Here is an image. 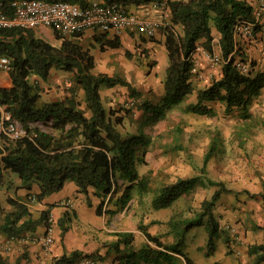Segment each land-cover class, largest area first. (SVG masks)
Returning a JSON list of instances; mask_svg holds the SVG:
<instances>
[{
    "label": "trees",
    "instance_id": "1",
    "mask_svg": "<svg viewBox=\"0 0 264 264\" xmlns=\"http://www.w3.org/2000/svg\"><path fill=\"white\" fill-rule=\"evenodd\" d=\"M48 2L66 1L83 7L86 0H44ZM108 4L123 7H140L164 0H104ZM171 12V25L163 28L165 46L168 52L169 66L166 71L164 86L167 107L177 105L193 94L191 82L193 61L198 45L210 53L213 49V29L220 34V49L225 64L222 78L214 81L198 95V101L189 105L187 112L208 116L214 109L208 103L220 102L225 106V114L234 109L242 116L250 118L249 108L253 99L264 87V73L252 78L239 72L235 58L238 49L234 39V29L239 21H254V8L246 0H167ZM178 28L182 30L179 32ZM261 26L255 28V33ZM12 43L6 46L12 61L9 72L10 88H0L2 104L21 122L25 135L18 140L0 136V189L6 184L7 173L15 174L26 190L28 199L8 198L12 210L7 212L0 198V236L9 240L26 238L34 234L39 227L51 228L50 205L34 219L29 209L30 200L38 203L47 197L61 192L68 182H73L79 193L88 195L90 190L99 198L101 205L97 215L102 216L106 199L122 190L117 198L118 209L108 210L115 216L132 201V192L137 189L142 197L151 188L149 176H141L138 167L146 164L145 151H141V136L124 137L119 127L123 118L109 111L102 100L101 89L127 87L131 85L118 77L94 73L95 57L89 49L83 47L74 38L65 39L59 47L37 38L33 31L12 30ZM102 51L121 47L120 39H108L102 34L97 38ZM53 69H60L73 75L70 96L63 100L40 105V93L33 76L48 81ZM81 90L84 93L85 108L76 101L75 96ZM131 96L140 94L132 90ZM157 110V109H155ZM50 125L52 132L32 128L33 123ZM211 154L204 160L206 167ZM204 167V168H205ZM200 179H178L175 183L161 187L152 200L154 210L171 208L182 196L195 190ZM215 187L210 201L203 203V211L194 219L183 223L170 222L172 232L178 240L173 245H165L159 237L150 234L140 225L147 245L135 250L134 236L130 232H116V241L106 243V257L115 254L113 262L117 264H174L181 260L193 264L189 256L181 249L190 228L205 224L208 233L207 255L215 251L216 238L220 233V224L213 209L223 194L232 192L223 182L208 181ZM37 189V190H36ZM70 213L66 211L58 221L63 239L69 231ZM154 245L155 247H153ZM250 251L259 254L256 263L264 262V244L253 246ZM81 258H95L102 262L99 252L82 256L79 252L64 254L55 258L52 264H77ZM0 264H11L0 251ZM14 264H21L19 258Z\"/></svg>",
    "mask_w": 264,
    "mask_h": 264
},
{
    "label": "rangeland",
    "instance_id": "2",
    "mask_svg": "<svg viewBox=\"0 0 264 264\" xmlns=\"http://www.w3.org/2000/svg\"><path fill=\"white\" fill-rule=\"evenodd\" d=\"M164 3L167 4V0H164ZM170 23L169 25H171ZM34 34L51 45L52 43L57 45L59 44L58 40H61L54 33V35L50 32L45 33L44 30L34 31ZM146 42L148 40L143 37L131 36V44L128 46L127 42H124L117 50L102 51L97 45H90L91 48H87L91 53L94 52L92 55L97 62V69H94L96 75L105 74L118 77L131 85V91L123 86L103 87L101 96L105 107L123 118L119 129L124 137H142L140 139L143 143L141 151H145L146 164L140 165L138 169L141 176L150 177L151 188L142 197L135 189L132 192L133 199L129 205L115 216H111L105 211L118 209L117 198L122 194L123 189L114 193L110 201L103 206L104 213L100 217L101 223L97 226H90L85 232L97 236L98 239L100 236L110 237L106 242L108 244L116 241L114 236L116 232H130L134 236L133 247L135 250L141 249L148 243L140 225H143L153 236L159 237L165 245L176 243L178 238L176 233L172 232L170 222L176 221L181 224L202 213L203 203L210 201L216 191L215 187L208 185L209 180L223 182L232 191L228 196L231 199L242 198L243 195H247L246 193H248V197H246L248 201H254L252 195L253 198L257 197L255 200L264 199V143L259 146L254 139L253 109L251 108L249 111L250 118L243 117L242 112L238 109H234L231 114L226 115L225 106L216 101L207 104L214 109L213 115L201 116L186 111L189 105L197 103L198 95L202 91L214 81L219 80L217 73H222L225 63L213 68L210 62L212 53L205 50L202 45H198V48L204 49V54L209 62V66L207 65L204 71L202 70V72L209 73V77L198 80L205 86L202 85L203 90L198 95L193 93L179 104L167 107L163 102L166 94L165 86L163 88V86L150 85L148 82L153 73L162 74L165 71L154 60V51L143 46ZM214 43L213 41V49L216 44ZM238 51L235 58L242 59L240 48ZM214 54L222 56L221 49H215ZM222 59H224L223 56ZM192 73H199V71ZM30 81L38 87L40 105L63 100L71 95V90L74 92L77 90L73 85V75L60 69H53L46 82L36 76H33ZM132 90L140 94L139 98L131 96ZM75 99L82 108H85L83 91L79 90ZM31 127L52 132L49 124L44 125L37 122L31 124ZM208 154L211 156L205 167L204 160ZM12 175V173L6 175V184L0 189L2 205L7 212L12 210V207L7 203L9 197L25 199L28 194L26 190L18 186ZM193 177L200 179L193 192L182 196L171 208L164 210L152 208V200L159 193L161 187L173 184L178 179ZM225 198L227 197L225 196ZM219 202L216 203L213 212L219 221L220 233L225 236L227 234L230 236L229 239L234 238V241L238 242L240 234L237 225L239 222L234 219H225V215L217 213L221 208L218 206ZM54 205L63 207L61 201ZM48 208L49 206L45 210ZM29 209L33 218L38 219L42 210L35 198L30 200ZM52 210L51 208L50 220L54 237V232L60 230V227ZM82 215L83 218L79 219L80 224L84 222L83 219L88 220L86 214ZM70 224L67 225L70 226ZM47 231L46 229L45 234L36 237V239L43 238ZM34 234H28L26 237L32 238ZM1 236L9 240L5 235ZM184 242L181 249L197 262L206 261L209 264L214 259H220L223 262L220 256L208 257L199 251V249H208V233L205 224L190 228ZM106 243L103 242L102 246L105 250ZM219 250L221 248L218 247ZM46 254H51V252ZM114 257L115 254L107 257L105 254L101 256L103 264H117L113 262ZM174 264H178V262L176 261ZM181 264H185L183 260H181Z\"/></svg>",
    "mask_w": 264,
    "mask_h": 264
},
{
    "label": "crops",
    "instance_id": "3",
    "mask_svg": "<svg viewBox=\"0 0 264 264\" xmlns=\"http://www.w3.org/2000/svg\"><path fill=\"white\" fill-rule=\"evenodd\" d=\"M86 1L91 3L95 0ZM246 1L254 8V14L264 4V0ZM152 7L153 4H149L140 7H128V10L130 12H136L142 16H148L153 19L159 18L161 16V12L157 11L155 8L152 9ZM146 8H150L151 11L147 12ZM169 17L171 18L170 11ZM178 30L180 33H182L180 28H178ZM44 31L45 33L50 32V34L54 35L50 30ZM102 34L103 33L98 31H88L82 37L75 39V41L80 43L83 47L90 49V45L100 46L97 42V38ZM213 36L214 42L216 43H214V51L215 49L219 50L220 34L215 28L213 29ZM107 38L114 39L109 35H107ZM117 38L120 39L121 45L122 43L124 44V42H127L128 46L131 44V35L127 33H124ZM145 39H147L148 42H146V44L143 46L154 51V60L158 63V65H160V68H164L165 71V73L162 74L157 72L153 73L150 79H148V82L150 85L163 86L164 88L166 71L169 66L168 52L165 46V35L161 29L154 38ZM58 41L59 44L57 45L52 42L51 43L53 46L59 47L61 45V40ZM239 42L238 48H240V57H242V59L246 62L250 63L253 71L251 73L252 78L257 74L264 73V23L252 41ZM92 54H94V52ZM192 61L194 66H196L197 71H199V73H194L191 79L194 88L193 93L198 95L199 92L203 90L202 85L205 86V84L199 83L198 80L207 79L209 74L202 72V70L204 71L207 65L209 66L208 59L206 58L204 49L202 47L197 49ZM95 68L97 69V65ZM207 72L210 71L207 70ZM218 74V79H221L222 73H217V75ZM11 84L12 83L9 74L0 72V88H10ZM251 108L253 109L255 121L254 139L256 142H258L259 146H261V143H264V87L260 91L259 95L253 99L249 111ZM259 149H261V147H259ZM7 174L9 175V173ZM13 176L20 187V180L16 175L13 174L12 177ZM230 193L223 194L224 196L220 198V202L218 201V206L221 208L218 209L217 213L222 216L225 215V219H234L236 222H239L237 225L240 234L239 241L236 242L234 241V238L229 239V235L226 234L225 236L219 233L216 238L217 247L215 251L209 256H220V258L223 259V262H221L220 259H214L209 264H264V262L256 263V259L259 254H255L250 251L253 246L264 244V199L258 198L259 200H255L257 197L253 198L252 195L251 197L254 199V201H248L246 198L248 197V193H246L247 195H243L242 198L231 199L228 197ZM28 194L26 196L27 199L29 197ZM225 196L227 198H225ZM65 200L71 201L70 209L57 206L53 208L52 212L55 217H57V221H59L64 213L68 211L70 213V229L65 234L63 239L60 237L61 230L54 232L55 244L52 248L51 254H46L44 250H42L41 243L39 241L40 238L36 239V237H40L41 235L45 234L46 229L42 226L37 229L34 237L32 238L26 237L23 239L10 241L5 237L0 236V244H2L0 246V251L3 257L11 264H14L19 258H21V264H52L55 258L61 257L64 254H71L72 252L76 251L82 256L87 254L91 255L97 252L103 256L106 253V250L102 248L103 242L106 243L110 237L100 236L98 239L97 236L89 235L87 232H85L86 229L90 228V226H97L101 223L100 217L102 216L97 215V208L101 205L102 198L96 196L93 190H90L88 195L79 193L77 186L73 182H70L66 184L61 192L47 197L43 202H41V204L38 203V205L43 211L48 206ZM108 202L109 200L107 201L106 199L104 206ZM227 202L228 204H226ZM83 213L87 215L88 220L83 219L84 222L80 224L79 219L83 218ZM218 247L221 248V250L218 251ZM196 249L198 250L199 248L197 247ZM205 250L199 249L201 253L205 254V256H208L207 248ZM187 255L189 256V254ZM189 258L193 261V264H208L206 261L199 263L194 258L190 256ZM81 260L82 258L77 264H80Z\"/></svg>",
    "mask_w": 264,
    "mask_h": 264
},
{
    "label": "built area",
    "instance_id": "4",
    "mask_svg": "<svg viewBox=\"0 0 264 264\" xmlns=\"http://www.w3.org/2000/svg\"><path fill=\"white\" fill-rule=\"evenodd\" d=\"M152 4V9L161 12V16L157 19L130 12L127 7L98 0L85 7L66 1L0 0V72L9 73L12 67L6 46L12 43L14 37L6 34L7 31L51 30L61 40L77 39L88 31H98L113 38L127 33L135 37L152 39L170 22V9L167 4L164 2ZM146 11L151 10L146 8ZM253 16L254 21H239L235 26L234 39L237 49L239 41H252L256 37L255 28L264 23V4ZM211 56L210 62L213 68L225 63L221 55L213 52ZM236 66L243 75L249 76L253 72L250 63L243 59H237ZM196 71L197 68L193 64L192 72ZM24 135L25 129L21 122L12 116L8 108L2 104L0 97V136L18 140ZM61 205L70 209L71 201H61ZM40 243L45 253L52 251L55 244L52 228L40 239ZM80 264L103 263L95 258H82Z\"/></svg>",
    "mask_w": 264,
    "mask_h": 264
}]
</instances>
